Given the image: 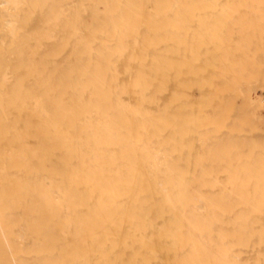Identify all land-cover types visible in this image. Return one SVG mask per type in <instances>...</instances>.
<instances>
[{
	"label": "bare ground",
	"instance_id": "1",
	"mask_svg": "<svg viewBox=\"0 0 264 264\" xmlns=\"http://www.w3.org/2000/svg\"><path fill=\"white\" fill-rule=\"evenodd\" d=\"M0 264H264V0H0Z\"/></svg>",
	"mask_w": 264,
	"mask_h": 264
}]
</instances>
